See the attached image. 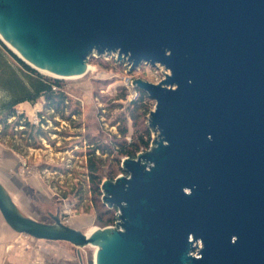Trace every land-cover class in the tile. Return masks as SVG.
Returning <instances> with one entry per match:
<instances>
[{"label":"water","instance_id":"95a60500","mask_svg":"<svg viewBox=\"0 0 264 264\" xmlns=\"http://www.w3.org/2000/svg\"><path fill=\"white\" fill-rule=\"evenodd\" d=\"M0 38L56 78L85 74L93 51L169 70L132 80L156 138L101 181L115 225L36 220L0 182L12 230L94 246V264H264V0H0Z\"/></svg>","mask_w":264,"mask_h":264},{"label":"rangeland","instance_id":"374dc122","mask_svg":"<svg viewBox=\"0 0 264 264\" xmlns=\"http://www.w3.org/2000/svg\"><path fill=\"white\" fill-rule=\"evenodd\" d=\"M87 65V72L81 76L60 78L61 89L70 107H78V115H72L67 120L58 115L48 118L51 111H43L44 99L40 97L24 109L17 107L26 119L36 114L38 120L45 121H38L47 132V138L40 139V146L25 147L17 135L0 137V143L6 148L4 151L10 152L7 162L0 161V182L18 209L42 222H52L49 213H58L63 223L82 232L113 225L118 213L117 207L95 204L88 190L85 152L91 147L89 139L110 142L113 137L120 138L118 128L125 126L128 129L125 139L129 141L133 132L139 133L141 129L149 128V111L154 107V100H149L147 113L132 119L127 105L137 93L135 87L124 84V79L129 77L132 81L141 78L157 83L162 75L159 67L154 65L157 69L155 72L154 66L145 63L129 71L127 60L118 58L116 53L97 54L93 51ZM37 71L43 76L53 77ZM40 112L42 116L38 115ZM65 114L69 115V108ZM149 130L151 140L148 148L156 138V133ZM147 149L141 148L137 153ZM101 157L104 171L116 173L115 177L126 174L120 169L121 160L125 156L119 158L118 165L110 156ZM106 210L114 221L100 225L96 222V216ZM12 235L6 248L11 254L9 260H2L0 264H94V246L86 249L67 241L36 239L15 231Z\"/></svg>","mask_w":264,"mask_h":264},{"label":"trees","instance_id":"16d2710c","mask_svg":"<svg viewBox=\"0 0 264 264\" xmlns=\"http://www.w3.org/2000/svg\"><path fill=\"white\" fill-rule=\"evenodd\" d=\"M6 50L28 71L27 76L23 75L27 79L28 89L26 90L25 84L21 82L15 73L5 77L11 96L9 100L0 105V137L17 135L23 141L25 147H39L40 139L47 138V132L41 128L40 124L35 125L30 123L22 112H17L15 108L16 104L23 100L32 103L42 97L44 99L43 111H51L48 118H52L53 115H58L64 120H67L72 115H78L80 111L77 106L70 107L67 96L61 89L60 78L43 76L7 48ZM134 90L137 95L130 100L127 105V110L130 117L135 120L141 113L148 112L150 98L144 91L138 88H134ZM68 108L69 115H66L65 111ZM39 115L42 116L43 113L40 112ZM9 118L11 119L8 120ZM41 122L44 123L45 121L40 119ZM127 132V127H119L118 133L120 138L113 137L110 142L89 139L91 147L85 152L87 162L86 172L89 186L88 190L93 195L95 204L104 205L101 201V181L104 178L113 179L116 174L112 171L107 172L102 169L103 159L101 156H110L116 162L115 164L118 165L120 157H134L141 148L147 149L149 146L151 140L149 128L145 127L139 133L133 132L130 135L129 141L125 139ZM97 152L99 155H97ZM102 205L101 207L105 206ZM103 215L106 216L104 217ZM113 221L114 219L108 216V210L102 211V213L96 216V222L100 225L110 224Z\"/></svg>","mask_w":264,"mask_h":264},{"label":"crops","instance_id":"0c3cea01","mask_svg":"<svg viewBox=\"0 0 264 264\" xmlns=\"http://www.w3.org/2000/svg\"><path fill=\"white\" fill-rule=\"evenodd\" d=\"M15 73L21 80L22 83L25 84L26 90L28 89L27 79L23 76L26 75L28 71L24 69L20 63H18L14 57L6 50L4 45L0 42V105L3 102L9 100L11 93L8 89L7 82L5 77L9 74ZM31 102L27 100H23L16 104V111H18L17 107L21 106L22 109L26 108L27 105H30ZM9 118L8 120H10ZM4 146L0 143V161L8 160V156L10 157V152L8 153L4 151ZM12 150V149H11ZM10 150V151H11ZM13 151V150H12ZM11 151V152H12ZM7 156V157H6ZM5 157V158H4ZM7 159V160H6ZM12 230L4 221L2 215L0 214V262L4 260L7 262L9 260V251L6 249L7 246L10 244L12 239ZM4 257V259H2Z\"/></svg>","mask_w":264,"mask_h":264},{"label":"built area","instance_id":"2783aa9c","mask_svg":"<svg viewBox=\"0 0 264 264\" xmlns=\"http://www.w3.org/2000/svg\"><path fill=\"white\" fill-rule=\"evenodd\" d=\"M145 64H147V63H145ZM151 66V65H150ZM155 66L156 67H159L160 69H161V71H162V75H161V79H163V78H165V76L167 75V74H169V70L167 69V68H165L163 65H160V64H158V63H156L155 64ZM154 66V67H155ZM151 67H153V66H151ZM156 67L154 68L155 69V72H157V69H156ZM124 84L126 85V86H130V87H134L133 85H132V81H131V79L129 78V77H126L125 79H124ZM55 88V87H54ZM37 112V111H36ZM35 111H34V113H36ZM38 115H39V113H38ZM27 120L30 122V123H32V124H39V120L37 119V117H36V114L34 115V117L33 116H31V117H27ZM38 122V123H37ZM113 225H115V222L113 223ZM199 243V242H198ZM200 244V243H199ZM198 245V244H197ZM199 246V245H198ZM193 255H196V256H198L199 255V252H198V248H196V249H194L192 252H191Z\"/></svg>","mask_w":264,"mask_h":264},{"label":"bare ground","instance_id":"6f19581e","mask_svg":"<svg viewBox=\"0 0 264 264\" xmlns=\"http://www.w3.org/2000/svg\"><path fill=\"white\" fill-rule=\"evenodd\" d=\"M13 49V48H12ZM14 50V49H13ZM15 51V50H14ZM16 52V51H15ZM17 53V52H16ZM88 68H89V66H88ZM40 71H42V72H44L43 70H40Z\"/></svg>","mask_w":264,"mask_h":264}]
</instances>
